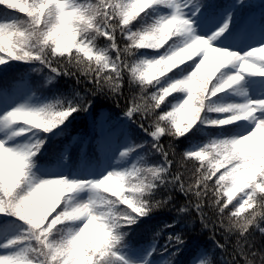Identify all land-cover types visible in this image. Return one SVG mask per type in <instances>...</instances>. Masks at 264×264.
I'll return each instance as SVG.
<instances>
[{
    "label": "clouds",
    "instance_id": "clouds-1",
    "mask_svg": "<svg viewBox=\"0 0 264 264\" xmlns=\"http://www.w3.org/2000/svg\"><path fill=\"white\" fill-rule=\"evenodd\" d=\"M137 2L139 11L152 0ZM0 3L23 8L20 0ZM69 3L75 13L70 25L55 7L46 15L34 13L0 23L5 25L0 64L30 62L43 84L63 78L72 93L0 115V187L15 185L20 197L39 194L45 224L55 214L43 232L34 229L15 247L21 264H129L118 253L132 246L131 226L157 212L170 214L174 227L167 233L163 227L151 231L148 240L153 246L164 236L153 249L160 259L145 258L136 264H264V119L258 117L264 112V99L226 106L231 110L207 121L220 128L236 126L233 135L210 138L197 148L181 149L178 144L202 114L217 113L211 99L201 107L189 91L195 82L197 95L203 93L217 72L216 58L211 68L201 61L184 78L171 74L215 48L211 41L221 30L204 38L188 21L168 25L136 44L140 34L152 32L155 25L143 32L123 26L122 0ZM174 34L186 40L176 42L167 55L153 59L138 55L140 49L159 52ZM101 38L103 47L98 43ZM215 50L226 53L224 68L230 62L264 60V44L244 57ZM239 83V78L227 80L216 91L226 92ZM177 93H186V98L168 110ZM93 98L116 109L125 128L126 138L115 149L111 165L84 179L42 177L38 154L47 134L73 113H87ZM110 116L107 109L101 111V120ZM10 140L15 143L10 145ZM78 192L87 197L76 200L72 194ZM192 238L203 242L188 245ZM186 247L191 252L181 259Z\"/></svg>",
    "mask_w": 264,
    "mask_h": 264
},
{
    "label": "trees",
    "instance_id": "trees-1",
    "mask_svg": "<svg viewBox=\"0 0 264 264\" xmlns=\"http://www.w3.org/2000/svg\"><path fill=\"white\" fill-rule=\"evenodd\" d=\"M221 2L223 3V7L230 6V8H228L227 17L231 18V24L230 30L225 33L227 36L231 37L236 30L242 28L243 21H245L246 17H249L251 13H258L259 18L257 25L253 26L251 24L249 25V28L252 30V27H256L259 34H264V0H221ZM170 10L171 7L154 5L129 25V29L131 32L146 31L160 20V12ZM17 16L21 15L17 12L0 9V17H12V20H14ZM175 39L176 42H182L186 40V37L179 36ZM98 43L100 47H103L105 43L104 38H101ZM160 51L158 52L153 49H140L138 50V55L141 58H147V56L155 57L160 55ZM113 55H115V53H113ZM34 67L35 65L30 62L16 60H8L6 64H0V93L10 94L16 90L19 82H25L26 86L29 87L36 96L42 98L41 104L46 103L48 99L56 98L61 95L71 97L72 93L69 89L68 82L61 78L54 83L50 82L45 85L42 83L41 76L33 72ZM187 73L188 72H181L178 78L185 76ZM219 76H221V73L218 74L216 81ZM230 93L231 92H229V94ZM222 94L223 93H220L216 97L211 98L213 106L219 107V103H215L221 100ZM181 95L182 93H177L170 98L171 104L169 105L168 110L174 109L175 102ZM105 109L111 113V116L107 118L110 128L114 129L117 125V128L119 129L117 131L118 138H121L122 135L126 136L123 121L116 118L117 110L101 99L93 98L92 104L87 113H73L72 116L62 125L47 134V139L42 152L38 154L42 167L55 166L64 158L68 164V171L73 174H77L80 171V166L83 163L86 166L95 165L100 167L102 164V153L98 140L99 132L97 129V122L100 118L101 111ZM218 115L219 114L217 113L202 114L201 121L198 122L185 137L180 138L178 141L180 148H197L202 146L203 143L207 142L210 138H223L225 136L233 135L237 131L236 126L220 128L207 123V121L213 116ZM133 131L138 132L136 129H133ZM14 225H17L21 230L23 229L22 223L19 221H16ZM131 227L132 231L130 236L132 239V246L128 249L150 247L151 257L159 260L160 256L153 249L159 248L163 242L164 236L161 235L156 245L153 246L148 240V234L159 227H163L164 233L169 232L171 228L174 227L171 224L170 214L157 212L141 218L136 225ZM194 241L195 243L203 242L192 238L187 243L188 245H191ZM190 252L191 247H186L181 253L180 258H185ZM121 255L122 252L118 253V256Z\"/></svg>",
    "mask_w": 264,
    "mask_h": 264
},
{
    "label": "snow or ice",
    "instance_id": "snow-or-ice-1",
    "mask_svg": "<svg viewBox=\"0 0 264 264\" xmlns=\"http://www.w3.org/2000/svg\"><path fill=\"white\" fill-rule=\"evenodd\" d=\"M23 8H7V5L0 3V9H6L17 12L21 16H27L34 13L47 14V10L50 7H55L61 14V19L66 21L69 25L71 19L75 16V13L71 10L72 5L69 0H20ZM154 5H161L167 7H175V13L168 18L160 19L156 22L154 30L152 32H145L140 34L141 38L136 41V44L143 43L145 40L153 37L157 32H162L168 25L178 26L185 22L191 21L192 17L196 19L209 31L210 34L215 31L216 28L221 30V33H226L230 30L231 18L223 15L224 7L221 0H185L184 7L188 8L187 18L181 14V6L175 3V0H152L148 6L138 9L137 0H122L119 5L121 11L119 12L120 18L123 22V26L129 27L136 19L142 16L147 10ZM191 6V7H189ZM112 7L111 5L109 6ZM107 15V13H106ZM63 26V25H62ZM5 25L0 24V37L3 36ZM177 34H174L168 41L163 49H160V55H167L168 50L176 44ZM130 39L132 37H129ZM217 38V37H216ZM214 38V40L216 39ZM219 48V47H215ZM215 48H210L206 54L197 56L189 64L183 66L182 70L172 73L174 79L178 78L181 72H189L195 70L196 66L204 62L206 66L211 68L213 59H215V65L217 72L213 75V78L204 85V91L202 94L197 95L195 82L189 85V91L191 93L192 101H199L201 107H203L212 97H216L223 92H217L216 89L220 85H216L215 81L218 74L221 72L224 63L226 53L219 52ZM244 57L245 55H241ZM261 59V58H259ZM240 65L238 74L232 75L229 79L239 78L240 82L245 79L246 74L260 73L264 75V64L257 63V58L247 60L246 62H239ZM232 64L231 62L229 65ZM227 80L225 82H227ZM215 93V95H213ZM247 95V94H245ZM264 98H259L261 100ZM217 114H222L225 111L231 110V108L217 107ZM260 119H264V112L258 113ZM40 195L36 193H30L24 197H20L17 194V186H2L0 187V230H7L12 227L16 221H19L26 225L19 233L6 238L3 244H0V248L5 250L14 249L18 244H21L25 238L28 237L34 229H39L41 232L51 224L55 219V214L49 217L48 222L45 224L42 221L44 212L39 207ZM35 205V206H33ZM83 255V252L81 253ZM0 261L4 264H21L22 257L20 254L14 251H8L4 255H0Z\"/></svg>",
    "mask_w": 264,
    "mask_h": 264
},
{
    "label": "rangeland",
    "instance_id": "rangeland-1",
    "mask_svg": "<svg viewBox=\"0 0 264 264\" xmlns=\"http://www.w3.org/2000/svg\"><path fill=\"white\" fill-rule=\"evenodd\" d=\"M176 4L181 6V14L187 18L188 8L184 7L185 0H175ZM231 4V3H230ZM229 4V5H230ZM191 7V6H189ZM230 8V6H229ZM228 6L224 7L223 15L227 17ZM175 13V7H171L170 11L160 12V18H168ZM259 15L258 13H251L249 17H246V20L243 21V28L237 30L230 38L221 33L215 40H212V46L230 50L233 52H238L241 55H246L252 48L264 44V34H259L258 30L254 27L252 29L248 28L249 24L257 25ZM12 17H0V23L10 22ZM191 22L194 27L197 29V34L208 38L211 36L209 31L196 19L192 17ZM219 30L216 28L215 31ZM252 34V35H251ZM158 58V56L148 57L147 59ZM257 63L264 64V60L257 58ZM239 63L234 62L224 69L221 70V76L216 81V85L225 82L232 75L238 74L239 72ZM190 72H188L186 77ZM229 92H231L229 94ZM247 94V95H245ZM186 98V93H182L180 98L175 102L174 108L178 106L179 103ZM259 98H264V75L260 73L246 74L245 79L242 80L238 85H235L232 89H229L227 93L223 92L221 100L216 102L219 107L232 106L237 103L247 102L248 100H257ZM42 98L36 96L29 87L26 86L25 82H19L16 90L10 94L0 93V115L4 114L6 111L11 110L14 107L27 106V107H39L41 105ZM97 129L99 132V144L100 150L102 153V164L100 167L90 165L86 166L84 163L80 166L81 172L77 174L70 173L68 171V165L63 160H61L58 165H53L49 167H41L38 171L42 177L45 178H55L60 176H66L71 180L84 179L89 177H95L100 175L104 169L111 165V157L118 146L123 143L126 136L122 135L121 138H118L117 125L114 129L110 128V124L107 119L101 120L99 118L97 122ZM247 130V129H245ZM0 138H3L0 136ZM10 145L15 143V140H10L8 142ZM72 196L76 200H81L82 198L87 197L86 192L73 193ZM26 225L22 223V228H25ZM21 228L17 225H13L7 230H0V244H3L7 237L12 236L16 233H19ZM14 249L5 250L0 248V255L6 254L8 251H14ZM151 252L150 247H140L138 249H125L122 252L123 258L129 262V264H136L137 261H142L145 258L151 259L153 262L158 259L149 256Z\"/></svg>",
    "mask_w": 264,
    "mask_h": 264
}]
</instances>
